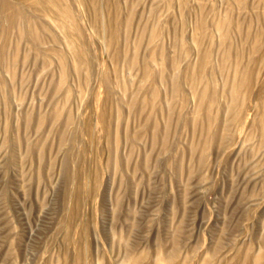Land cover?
I'll return each instance as SVG.
<instances>
[{
    "label": "rangeland",
    "instance_id": "1",
    "mask_svg": "<svg viewBox=\"0 0 264 264\" xmlns=\"http://www.w3.org/2000/svg\"><path fill=\"white\" fill-rule=\"evenodd\" d=\"M0 264H264V0H0Z\"/></svg>",
    "mask_w": 264,
    "mask_h": 264
}]
</instances>
